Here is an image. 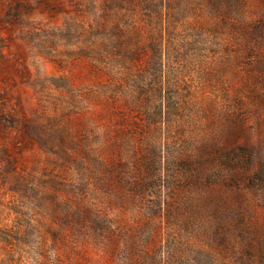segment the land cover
Returning <instances> with one entry per match:
<instances>
[{"label":"rangeland","instance_id":"374dc122","mask_svg":"<svg viewBox=\"0 0 264 264\" xmlns=\"http://www.w3.org/2000/svg\"><path fill=\"white\" fill-rule=\"evenodd\" d=\"M0 264H264V0H0Z\"/></svg>","mask_w":264,"mask_h":264}]
</instances>
